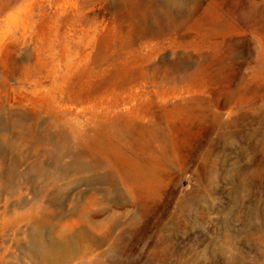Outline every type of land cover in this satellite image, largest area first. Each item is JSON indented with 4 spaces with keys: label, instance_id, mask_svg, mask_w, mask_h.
Wrapping results in <instances>:
<instances>
[{
    "label": "rangeland",
    "instance_id": "rangeland-1",
    "mask_svg": "<svg viewBox=\"0 0 264 264\" xmlns=\"http://www.w3.org/2000/svg\"><path fill=\"white\" fill-rule=\"evenodd\" d=\"M0 264H264V0H0Z\"/></svg>",
    "mask_w": 264,
    "mask_h": 264
}]
</instances>
